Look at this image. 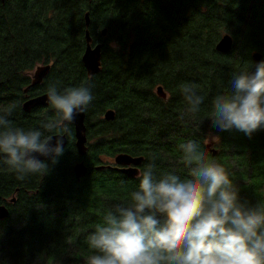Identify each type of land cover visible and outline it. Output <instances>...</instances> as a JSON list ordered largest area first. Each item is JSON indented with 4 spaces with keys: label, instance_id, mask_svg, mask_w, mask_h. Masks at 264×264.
Returning <instances> with one entry per match:
<instances>
[{
    "label": "trees",
    "instance_id": "1",
    "mask_svg": "<svg viewBox=\"0 0 264 264\" xmlns=\"http://www.w3.org/2000/svg\"><path fill=\"white\" fill-rule=\"evenodd\" d=\"M86 30L92 46L101 44L100 71L92 76L81 61ZM224 36L231 39L226 53L216 48ZM254 53L264 61V0H0V115L10 110L13 127L39 130L42 139H67L43 177L17 180L0 157V205L9 212L0 220V264H88L96 254L88 236L105 214L131 203L148 165L157 177L190 178L195 165L181 147L189 141L205 162L226 169L241 203L264 205V129L249 138L211 121L215 98L230 94L234 73L251 70ZM42 65L49 72L32 85ZM50 85L91 87L82 157L72 125L70 133L44 127L58 119L49 102L22 108ZM184 85L204 97L199 112L188 111ZM108 110L112 121L103 118ZM119 153L143 157L137 177L112 169ZM78 162L86 167L79 180Z\"/></svg>",
    "mask_w": 264,
    "mask_h": 264
},
{
    "label": "clouds",
    "instance_id": "2",
    "mask_svg": "<svg viewBox=\"0 0 264 264\" xmlns=\"http://www.w3.org/2000/svg\"><path fill=\"white\" fill-rule=\"evenodd\" d=\"M230 94L213 102V126L233 129L251 138L264 129V61L234 73ZM188 111L197 113L204 97L193 85L182 87ZM47 99L57 120L49 131L70 133L75 117L85 112L94 96L90 86L47 89ZM9 110L0 115V157L23 181L45 176L49 164L58 163L65 151L63 135L42 139L39 130L13 127ZM190 178L154 175V164L140 176L129 205H117L88 236L96 254L88 264H264V205L241 203L239 189L226 169L214 160L205 162L197 144L182 145ZM38 157H44L39 159Z\"/></svg>",
    "mask_w": 264,
    "mask_h": 264
},
{
    "label": "water",
    "instance_id": "3",
    "mask_svg": "<svg viewBox=\"0 0 264 264\" xmlns=\"http://www.w3.org/2000/svg\"><path fill=\"white\" fill-rule=\"evenodd\" d=\"M4 1V0H2ZM85 26L88 28L89 19L88 14L85 15ZM106 30L102 32L104 36ZM85 50L83 52L81 61L87 72L88 76L96 75L100 71V56H101V44L91 45L92 39L89 35L88 30L85 31ZM231 47V39L228 36H224L220 39L217 44V50L222 53H226ZM253 59L255 65L263 61V57L258 54H253ZM255 65L251 68L250 73L255 72ZM50 69V65H42L35 68L32 74V85H38L42 82L43 78L48 74ZM156 93L161 98H166L165 93L163 92L161 87H157ZM48 104L47 94L33 97L27 100L22 108L28 113L30 110L36 107L46 106ZM103 118L106 121H112L114 119V112L112 110H108L104 113ZM85 112L75 117L74 122L71 124L74 129V139H75V148L79 156H84L86 154V127H85ZM61 134H53L51 137L55 138ZM64 140V146L66 145L67 139L66 135L62 134ZM39 159H44V157H38ZM143 161V157H132L130 155L119 153L114 159L113 163L115 166L112 168L115 171H118L130 178H135L139 175V166ZM100 167L99 169H102ZM111 168V167H109ZM74 174L75 178L79 180L86 174V167L82 162H78L74 166ZM14 199L11 200L13 202ZM9 215L8 209L4 205H0V220L7 218Z\"/></svg>",
    "mask_w": 264,
    "mask_h": 264
},
{
    "label": "flooded vegetation",
    "instance_id": "4",
    "mask_svg": "<svg viewBox=\"0 0 264 264\" xmlns=\"http://www.w3.org/2000/svg\"><path fill=\"white\" fill-rule=\"evenodd\" d=\"M113 167H114V166H113ZM113 167H112V168H113Z\"/></svg>",
    "mask_w": 264,
    "mask_h": 264
}]
</instances>
